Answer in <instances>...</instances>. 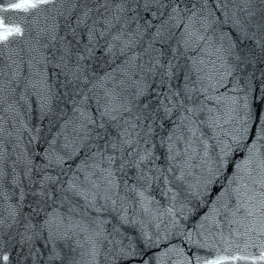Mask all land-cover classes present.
Listing matches in <instances>:
<instances>
[{
  "label": "snow or ice",
  "instance_id": "1",
  "mask_svg": "<svg viewBox=\"0 0 264 264\" xmlns=\"http://www.w3.org/2000/svg\"><path fill=\"white\" fill-rule=\"evenodd\" d=\"M259 65L264 0L0 3V264H264Z\"/></svg>",
  "mask_w": 264,
  "mask_h": 264
},
{
  "label": "water",
  "instance_id": "2",
  "mask_svg": "<svg viewBox=\"0 0 264 264\" xmlns=\"http://www.w3.org/2000/svg\"><path fill=\"white\" fill-rule=\"evenodd\" d=\"M10 2V0H0V3H7ZM5 15H13L11 13L5 14ZM258 67H264V65H259ZM146 99H151V97H147ZM155 103V101H153V104ZM22 111L25 112V119H27L32 125H39L41 124V121L39 120V112L36 110V106L33 103L32 106V110L29 112L27 111V109L22 108ZM44 125V133L43 135H46L50 138L51 133L48 132V128H47V120L45 119L43 122ZM52 132H55V128L52 129ZM25 140H27V136H25ZM11 145H9V151H11ZM42 150V147L41 149ZM37 161H39V157L36 158ZM69 163H72L71 161H69ZM193 206L196 207V210L194 212V214L189 218V220L187 221V224L189 227H192L196 224L197 221H199V219L206 214L209 209H210V201L208 204H201V205H197L196 201H193Z\"/></svg>",
  "mask_w": 264,
  "mask_h": 264
}]
</instances>
